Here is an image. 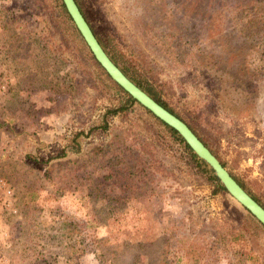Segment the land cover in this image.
I'll use <instances>...</instances> for the list:
<instances>
[{
  "label": "rangeland",
  "instance_id": "obj_1",
  "mask_svg": "<svg viewBox=\"0 0 264 264\" xmlns=\"http://www.w3.org/2000/svg\"><path fill=\"white\" fill-rule=\"evenodd\" d=\"M156 1L84 5L98 33L127 57L147 56L150 75L172 80L179 94L170 104L264 199V74L250 104L228 78L215 86L201 80L204 71L167 59L183 44L215 61L244 56L249 71L264 73V10L246 0L212 19L222 24L191 20L177 44L173 33L149 37L133 20ZM184 1L167 0L165 30L182 23ZM59 14L54 0H0V264H264V231L196 173L143 108L108 115L100 126L122 96L92 66L79 36L61 32ZM138 143L148 145L158 171L138 168Z\"/></svg>",
  "mask_w": 264,
  "mask_h": 264
},
{
  "label": "trees",
  "instance_id": "obj_2",
  "mask_svg": "<svg viewBox=\"0 0 264 264\" xmlns=\"http://www.w3.org/2000/svg\"><path fill=\"white\" fill-rule=\"evenodd\" d=\"M57 2L59 6L60 14L57 17V22L61 27L59 29L61 32L70 31V29L76 33L86 52V56L89 59L92 66L96 69V71L104 77L106 82L110 87H112L117 93L122 96V101L116 108H110L104 113V118L101 121L100 126L104 128L107 127L106 117L108 115H116L120 111L127 110L130 106H140L144 109V111L149 115V117L154 121V123L160 127L161 132L166 134L175 144L182 148V152L189 158L192 165L197 170L196 173L202 174L206 177L207 180L212 182L214 185L215 192H225L226 190L224 186L219 182L218 178L213 174V170L206 164L202 159H200L188 146L185 140L181 137V135L172 127L164 123L162 120L154 116L148 109L143 107L138 101L132 98L120 85H118L111 77L107 74L104 68L96 61L76 26L74 25L70 15L68 14L62 0H54ZM126 1V0H125ZM141 0H134V2H139ZM150 1V0H149ZM246 0H185L183 3V7L180 9L181 13V24H178L177 27L175 24L171 25V27L167 30L164 29L163 21H165L164 16H162L163 8L167 5V0H157L154 5L150 7L148 14H143L140 12H136L135 18L138 22H135L139 26L142 27V30L146 32V35L152 37L159 31V36L161 37V32L173 33L174 40L173 42L180 43L183 40V35L187 32L191 27V20L194 21V25L197 23H201L202 20L208 21V23L221 22L224 21H215L221 20L224 12H228L232 14V11H235L236 7L244 4ZM255 2V5H259L261 9L264 10V0H250ZM77 6L79 7L80 12L84 16L85 20L89 24L91 30L93 31L95 37L97 38L99 44L106 52V54L110 57V59L122 70V72L137 86H139L142 90H144L149 96H151L155 101H157L164 108L169 110L171 113L175 114L181 120H183L189 128L194 132V134L207 146L210 151L220 160L221 164L227 168L229 173L233 176V178L242 186L244 190H246L263 208H264V199L248 188L242 179L236 177V175L232 172L231 168L228 167L227 163L220 159L217 155L216 149L209 144V141L205 138L201 137V135L197 132L194 124L188 120L184 115L181 114L174 106L170 104L172 98L177 97L179 91L175 89L172 80L162 79L159 72H155V74L150 75V60L143 53L138 54L137 50H129V53L132 54L131 57H127L124 52H122L121 47L117 45V42L113 39V37L108 36L107 33L101 34L96 31V27L93 26L90 17L88 15V11L86 6L84 5V0H75ZM126 3V2H125ZM259 3V4H257ZM138 6V5H137ZM259 9V8H258ZM136 9L132 11L135 12ZM220 17V18H217ZM236 18V16L234 17ZM166 25V24H165ZM162 30V31H161ZM165 30V31H164ZM167 31V32H166ZM71 32V31H70ZM245 33V30L242 32ZM229 42V40H227ZM169 47L171 46V43ZM128 49V46H127ZM219 56L220 60L214 59L215 55L209 52L196 53H187L185 48H183V44L177 49V54L173 57L167 58L170 61L178 62L181 65H189L195 67L196 69H200L203 72V76L201 78L202 81H211L213 85L219 86V82L226 83V79L228 78V83L233 85L231 89L235 92L245 93V97L247 102L253 104L257 99L256 93L257 88L259 86V81L263 78L260 75H263L262 67L255 68V71H249L245 67V58L244 56L236 55L232 60L230 57ZM182 57L181 59H179ZM224 60H228L225 64ZM200 65V66H199ZM156 65H153V69ZM202 67V68H201ZM215 67L214 71L213 68ZM218 73V77L216 74ZM252 79L249 76L254 75ZM205 85L208 87V84L205 82ZM181 88V86H179ZM214 87V86H213ZM218 94H220V90L215 87ZM65 152L60 155L50 156L48 160L53 158L65 156ZM29 158L33 161H38L35 157L28 155ZM136 160L138 168L143 166L144 172L148 173L158 171L160 164L153 152L148 148V145L143 143L139 144L136 147ZM142 171V170H141ZM247 215L250 217L252 223L255 225L257 229H261L264 231V226L260 224L247 210ZM233 235V239L237 237Z\"/></svg>",
  "mask_w": 264,
  "mask_h": 264
},
{
  "label": "water",
  "instance_id": "obj_3",
  "mask_svg": "<svg viewBox=\"0 0 264 264\" xmlns=\"http://www.w3.org/2000/svg\"><path fill=\"white\" fill-rule=\"evenodd\" d=\"M74 25L91 51L96 61L107 74L132 98L148 109L154 116L175 129L192 151L213 170V174L224 186L226 192L264 226V208L233 178L220 160L204 145L189 126L160 105L144 90L132 82L103 50L89 24L79 10L75 0H62Z\"/></svg>",
  "mask_w": 264,
  "mask_h": 264
}]
</instances>
